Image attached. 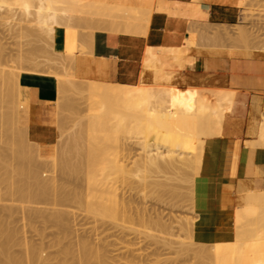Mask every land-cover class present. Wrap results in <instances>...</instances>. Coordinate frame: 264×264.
<instances>
[{
  "label": "rangeland",
  "instance_id": "1",
  "mask_svg": "<svg viewBox=\"0 0 264 264\" xmlns=\"http://www.w3.org/2000/svg\"><path fill=\"white\" fill-rule=\"evenodd\" d=\"M13 1H17V0H13ZM13 1H10V2H8V4L5 5V7L8 6L7 9L4 7L8 11V13H7V11H4V13L6 12L7 15L9 14V16L11 15V13L16 14L15 17H12L14 19H12L10 17L9 20H11V19L12 20L8 22L6 20L7 17H5L6 14L4 17L2 16L3 19L5 18V21L3 19H0V57H1L0 58V69L2 68L0 70V73H1L0 74V77H1V79H0V90H1L0 91V99H1V101H0V235H1L0 241H1V239L6 240V242H8V244L10 246L8 251L11 250V252H12V253L8 254L10 256H8L7 254L4 255L1 253L0 254V260H2V261L0 262V264L3 262V260L6 261V259H8V257H11V255H13L14 257L13 256L12 257L16 258V259H17V257L20 258V261L23 262L22 264H78V262L79 263L81 262V260L78 259L79 255L76 254L78 258L76 256H73L74 254L70 253L68 251V249L69 250L73 249V250L77 251V248H81L80 243H83L84 241H86L87 243L90 242V244L93 248L94 247L96 248L98 246L97 248L101 249L103 252L105 251L106 254H104V255L106 257L105 259H107V260H105L102 264H104V263H106V264H173V263L174 264H197V262H200L198 258H200L201 252H198V255H200L199 257L197 254L195 255V256H197L196 259H198V260H196L195 257L193 258L191 256L192 254L191 255L188 254V251H186V250H188V248H186V250L184 249V251H183L181 249H183L184 247L183 248H181V247L184 245L180 244L181 245V247H180V245L177 243V241H179L181 239H183L185 241L184 238H185V236H187V234H186L187 231H185L183 229V226L185 224H187L186 222L191 221L190 223H193V222L199 221V216H198L199 215L198 214L199 209L193 204L195 199L192 202V199H190V198L195 195L196 174H199L200 171L194 172L192 169H190V167H188L189 168L188 169L186 166L188 172H192V174L190 175V173H188V172H186V173H188V174H186L184 171L183 172L185 174H182V170H180V167H182L184 164L178 163L179 170L175 169V171H178L183 176L184 175H186V176L190 175L188 181H186L188 176L187 177L186 176L183 177L182 175L180 176V178H182V177H183V179L186 178V179H184L186 181L185 182V181H182L183 179L182 180L177 179V178H179L178 176L176 179H172L174 177V175L171 174L172 172H170V169H169L170 173L167 170L160 171V172L159 171L155 172L156 171L155 170L153 172V171H147L146 168L142 167L140 163H141V157H142L143 151L141 149V145L139 144V140H140L139 137L141 136V134L138 133V131H139L138 128L132 129V127L135 126L137 123L136 116L133 113H131V111L129 109H127L125 102L121 98L122 93L119 92L116 97H111V98L106 100V99L101 97L100 87L97 85H96L97 86L96 87L92 84L95 81V77L102 73L103 68L101 66H99L96 74H94V73L88 74V69L86 68V65H84V64H88V61L90 60L89 57H86L89 60L85 58L86 60L84 61V64H82L81 67H79V68L75 67V65L73 66V64H71L72 62L69 59H68V61H65V66L58 65L60 63V61H58L59 56L60 55L68 56L69 55V49L65 46L60 45V44L55 45L54 44L55 42L53 40L51 41L53 43V45L49 46L46 43L47 40H46V36H44L45 34H42L40 32L41 36L45 37L44 39L46 41L44 39H42V37L39 34V37H41V39H42L41 40L37 36V33L39 31V27L37 26V28H36V26H34L36 24L33 23V22H36L35 19L32 21V19H31L32 16H31V18H29V19L32 22L28 21L29 20L28 18H27L28 22L23 21V19L25 17L23 14L24 10L23 11L21 10V8H23V6L20 5L21 3L18 2L19 0L17 1V3L19 5L16 2L13 3ZM66 1H68V2L67 3L59 2L57 4L58 7L62 8V7L71 6V2L73 0H66ZM249 1L251 3L247 4ZM90 2L92 3V5H96V4L98 5L99 3H102V0H78V3H81V4L86 3V5H81L79 7V12H78L79 15H77L78 17L83 12L85 6H87L86 8H88V9H92L94 7V6L93 7L89 6ZM236 2L241 6V9H242L241 18L237 23H235V24H218V25H207V24L200 25L196 29V33H194V32L192 33L195 37H193V35H192V38H191L192 40H190L188 43H186L185 46H183V48L181 49L182 51L180 53L167 52L164 55L165 56L164 60H163L164 66L161 68L160 72L156 75V77H158V78L159 77L160 78H166L167 77V78L173 79L176 81L175 83L177 86H179L181 88H186V85L178 83L179 81L176 78V71L184 68V66L181 65L182 62L186 63V61H187V62L193 63L194 57L188 56V53L191 51V48H192L193 44L195 43L196 36L198 37V39L200 40V42L202 44V47L199 49V53H204L206 55H225V56H229V57H252L247 52H245V49H247V47L255 49V50H256V48H261V46L264 47V5H263L264 0L263 1L262 0H237ZM254 4H255V6H254ZM257 4L258 5L260 4L259 7ZM250 5H251V7H250ZM82 6H83V8H81ZM10 7H12L13 9H11ZM89 7H91V8H89ZM5 9H3V10H5ZM260 12H261V15H260ZM82 15H84V13L81 14V16H80L81 19L80 18L78 19L76 16V19L73 21V25H74L73 28L74 29H80L79 31H81V32L87 30V28H89V30H91V31H107V32H109V30H110L109 27L106 24H104L102 21L99 20L97 14H93L91 16L88 15L86 18H84V16H82ZM9 16H8V18H9ZM2 17H0V18H2ZM33 26H34V29H33ZM26 27H27V29H25ZM84 27L86 29H84ZM63 28L66 29L68 27L63 26ZM32 29L35 31L34 32L28 31V30H32ZM244 29H245V31H244ZM241 31L243 33V36H242ZM31 32H33L36 35H32ZM244 34H245V37H244ZM137 35H141V34H137ZM246 35H247V38H246ZM252 41H253V43H252ZM245 43H247V44H245ZM249 45H252V46H249ZM44 46H46V47H44ZM37 54L38 55L40 54V55L38 56ZM24 55H25V57H27V59L26 58L24 59ZM173 55H178V57L175 58ZM29 57H31V58H29ZM32 58H33V60H35V59H39V60H43V61L54 60L55 63L59 62L58 64L57 63L55 64L54 61H50L51 64L54 63V65H56L54 67V69L57 68V70L55 69L57 71L56 74H58V75L60 74L59 76L62 77L64 75L69 74V73L66 74L65 73L66 71L70 72L71 76H69V77L73 78L72 76H74V78H73V79H75L74 83H77V84H74L73 88L72 87L69 88L70 92L68 91V93H67L69 99L71 98L69 100L70 102L67 101V105L65 104L61 109L58 108L59 109L58 111H61L60 113L58 112L57 118H56L58 136L56 139V143H55V145L51 151V153H53V154L55 153L54 154L55 156L53 154H49L47 156L48 158L46 156L42 157L40 155V148L39 147L37 148L38 145L35 143H34L35 144V147H34L33 142L29 139V137L27 135V131L25 128H27L28 126L23 121V118H21V110L22 109L20 107V102H19V98H18V87H16V89H15L14 86L12 85V84H15V83H12L13 78H12V80H10V78L12 77V76L10 77L12 71H15V70L19 71V69H20V71L29 70V68H30L29 66H33V65H30V63L33 64V60H31ZM23 59H24V61H23ZM25 60H28V62ZM82 66H84V69H87V70H84ZM74 67L77 70L79 69L78 70L79 73H80V69H81L80 75H79V73H77V70L74 69ZM45 68H47V67L45 66ZM56 71H54V72H56ZM62 71H64V72L62 73ZM77 76H79V77H77ZM6 77H8V78H6ZM82 77H85L87 82ZM76 79H79V80H76ZM4 81L6 82V85H5ZM8 81L11 84H9V86L7 88V85L9 83ZM88 82H90V83L92 82L91 86H90V84L89 85L87 84ZM146 82H148V83L151 82L150 76L146 77ZM125 84H126V86H123V87L131 88V89H134L136 86H138V83H135V84L125 83ZM80 88H83V89H80ZM187 88L190 89V92H189V94H186V93L182 94L181 103H182V106H184L186 108L187 112H189V113L191 112V110L193 108H200L201 109L202 105H209L212 108H215L218 105L219 106L221 105L222 107H224L226 102H227V98H226V94L224 92H221V91L234 90L232 88H210V87L209 88H197V87H190V86H187ZM10 89H11V91H10ZM7 90H8V92H7ZM71 95H72V97H71ZM8 97H10V98H8ZM16 97L18 98V100L16 99ZM6 98L9 101V103L7 102ZM77 98H79V100H77ZM93 100L94 101L96 100V104H94L92 107L87 108L88 107L87 104L88 103L91 104L93 102ZM4 101H5V103H3ZM79 101L81 103H83V102L84 103L81 104ZM77 102H79L78 107L79 106L81 108L83 107L82 110L81 109L79 110L77 108ZM8 104H10V105H8ZM169 104H171V103H169ZM254 107L257 109L259 115H261V113L263 112V117H264V101H260V102L256 103ZM4 108H6V109H4ZM76 108L78 109V113H77V110H75ZM9 109H10L11 113H10ZM11 109H13V110H11ZM5 112L8 115L10 113V115L8 116ZM72 113H74V114H72ZM3 114H4V116H3ZM60 114H61V116H60ZM76 114H79V115L77 116ZM72 115L76 118V121ZM81 116L84 118V123H83V121H81V118H82ZM79 117H80V119H79ZM91 119H97L99 122V125H100L97 138L94 140V142H98V147H99V149H97L98 148L97 146H96L97 148L95 147L99 151L98 161H97L96 165L93 166L92 169H90V174H89V177L91 178L92 186L94 187V195H95V197H97L95 199L99 202H103V203L109 204V205H116V204L122 203V202H127L128 204H130L131 205L130 207L132 210L128 213L129 215H131V218H129L131 220H128L129 222H125L123 216L120 213H119L120 215L118 214L119 215L118 217H110V216L104 215L102 213L101 214H94L93 212H91L89 210L86 211L87 205L84 202L85 197L82 199L83 195L85 194V190H86L85 189L86 188V182H85L86 179L84 178V181H83V177L86 175V174H84V172H86L85 171V168H86L85 163L87 162V160L89 158L87 154H89V152L91 150V142L89 141V139H87V137H88L86 134L87 128L85 126L88 125L87 120H91ZM206 119H207V116H204L203 122H205ZM12 120L15 123L12 122ZM80 121H81V123H80ZM77 122H79L80 124ZM103 123H105V125L102 126ZM60 124H61V126H60ZM82 124H83L84 129L82 127ZM75 125L76 126L79 125L81 127H79V126L76 127ZM216 127L221 128L222 124L218 123ZM76 128H78V130ZM151 129L153 130V134L150 136L151 139L154 140L156 137H161L163 139H165V138L167 139L166 133L159 131L155 127H151ZM10 130L12 132H10ZM77 131H78V133H77ZM13 133H15V134H13ZM22 134H24V135H22ZM71 134L72 135L75 134L73 136L74 137L76 136L78 138L75 137L76 140H73L74 137ZM78 134L79 135L81 134V135L79 136ZM82 134L85 136H83ZM204 134L212 136L211 132L206 131V130H205ZM67 135H68V137H67ZM23 136H25V137H23ZM81 136L84 138H81ZM65 137H67V138H65ZM255 137H256V135H255ZM187 138H189V140H191V142L194 141L193 147L199 146V142L197 141L196 138H194L193 140L190 137H187ZM62 139H63V141H62ZM77 139H79L81 142ZM185 139H184V141H185ZM22 140H24V141L22 142ZM87 140L89 142H87ZM69 141H71V142H69ZM74 142H75V144H73ZM79 142H80V144H79ZM154 142L155 141H153V143ZM189 142H187V143H189ZM23 143L26 145H24ZM68 143H70V144H68ZM76 143H78V145ZM182 143H183V140H182ZM185 143H186V141H185ZM61 144H63V146ZM70 145H71V147H70L71 151L69 149V152H68L66 148H68ZM190 145L188 144V146H187V147H189V149H190ZM74 146H75V148H73ZM87 146H88V148H87ZM8 147L9 148L11 147V148L9 149ZM187 147L186 148L184 147V150H186ZM191 147H192V145H191ZM63 148L65 151L63 150ZM25 149H26V151H25ZM27 149H29V150H27ZM182 149H183V147H182ZM76 150L77 151L81 150V151L75 152ZM82 150H84V151H82ZM188 150H186V151H188ZM191 150H192V148H191ZM62 151H64L63 152L64 155L61 154ZM186 151L182 150L183 156H185V157L188 156L187 154H184ZM193 151H191V153ZM65 152L66 153L68 152V154H66ZM188 152L190 153V151H188ZM188 152H186V153H188ZM79 153H81V154H79ZM25 155H26V157H28V159H26ZM43 155H45V154H43ZM51 155H53L54 158L49 157ZM75 156L77 159L75 158ZM21 157H23V158H21ZM62 157H64V158H62ZM49 158H51L50 160H53V161H50ZM58 158L59 159L62 158V159L59 161ZM69 158H71V159H69ZM21 159L22 160L24 159L23 160L24 162ZM30 159H31L32 163L30 162ZM68 159L71 162H69ZM77 160H80V163H78ZM34 161H35V163H34ZM81 161L83 162V164H81ZM25 162H27V163L25 164ZM41 162H43L44 165ZM67 162H69V163H67ZM72 162L75 164L74 165L75 167H73ZM47 163L50 165L51 170H50L49 165H47ZM51 163H53V164H51ZM32 164H34V165H32ZM58 164H60V165H58ZM76 164L79 165L78 167L81 166L84 168L83 169L79 168V169H81L79 171L78 168L76 167ZM181 164H182V166L179 167V165H181ZM51 165H54V166H51ZM22 166H24V167H22ZM31 167L32 168L34 167V169L36 168L33 171L36 172V174H38L39 178L37 177V175H34L35 173L33 171L30 172V170H32ZM44 167H45V169H44ZM65 167L68 169H65ZM72 167H73V169H72ZM139 167H141L143 170V173L147 174V176H148V178H147L148 180L146 182H144V183H146V184H144L146 186H144V185L141 186L142 183H140L138 178L133 176V174L128 175L124 172L125 169L126 170H131V169L137 170ZM75 169H77V171H76L77 173L80 172V173H78L79 175L74 172ZM183 169H184V167H183ZM40 170H42V171H40ZM47 171L49 172L48 176H47V173L42 174L43 172L45 173ZM166 171L168 173H166ZM32 172L34 175V176L32 175L33 177L31 176ZM162 172H164V173H162ZM178 172H175V173L177 174ZM59 173L62 176L63 175H65V176L62 178V176ZM67 174H69V175L71 174V175L67 176ZM74 174H76L77 176L75 175L76 176L75 177ZM40 175H42V176H40ZM26 176H27V178H26ZM71 176H72V178H70ZM60 177L62 179H60ZM66 177H68L67 178L68 180H66ZM168 177H170V178L168 179ZM190 177H191V179H190ZM30 178H32V179H30ZM40 178L42 180L41 182H40ZM5 179H6V182H8V185L4 181ZM46 179H48V181ZM69 179H70V181H69ZM30 180H34V181L32 182ZM35 180L37 183L35 182ZM51 180H53V181H51ZM81 180H82V182H81ZM55 181H56V183H54ZM68 181L70 183L67 184L66 182H68ZM71 181H73V182H71ZM157 181H158V183H157ZM47 182H49V185L47 184ZM60 182H61V184H59ZM150 182H151V184H150ZM159 182H161L162 185H165V183H166L167 186H162ZM32 183H34V185L36 183V185L34 186ZM63 183H64V185H63ZM75 183H76V186H75ZM155 183H157L158 186H155ZM38 184L39 185L41 184L40 187H42V188L38 187L39 186ZM58 184H59V186H58ZM72 184L76 188L74 186H72ZM31 185H33L32 188H31ZM55 185H56V187H55ZM67 185H68V187H67ZM25 186H26V188H25ZM44 186L46 187L47 192H45V190H43V189H45ZM63 186H65V187H63ZM47 187L49 189H47ZM60 187L63 191L61 189L58 191V188H60ZM73 187L75 190H73ZM157 187H161V188L157 189ZM56 188H57V191H56ZM67 188L70 189L69 190L70 193L68 192ZM53 190H55L56 192L55 191L53 192ZM78 191H79V194H77V195L78 196L80 195L79 198H81L82 200L78 199L76 197V193H78ZM9 192H10V194H8ZM12 192H14V193H12ZM44 192L46 193V195ZM58 192H60V193L57 197ZM38 193H40V195H37ZM42 193H44V194H42ZM61 193H63V194H61ZM66 193L68 195V198H66L67 197ZM47 194H49V196ZM44 195H45V197H44ZM60 196H61V198H60ZM63 196H65V197H63ZM48 198H50V199H48ZM57 198H59V200H61L59 203H58L59 200L57 201ZM69 199L70 200L72 199L71 201L74 200L76 203L74 201L73 202L70 201L71 202V205H70ZM62 200H64L65 202ZM66 200H68V201H66ZM66 202H67V206H65ZM14 209H15V211H14ZM62 210H63V212H60ZM65 210L68 211L67 216H65L66 220H65V218H62V217H64L63 215H66ZM55 211H56V213H55ZM72 211H73V214L71 213ZM58 212L63 213V215L59 214ZM59 215H61L62 217H59ZM12 217H13V219H12ZM16 217H18V218H16ZM85 218H86V221H85ZM14 219H15V221H14ZM78 219H79V221H76ZM153 219H154V221H153ZM3 220H5L4 221L5 223L3 222ZM61 221H63V222H61ZM149 221L150 222L152 221L153 223H151V225H150ZM1 222H2V224H1ZM160 223L162 224V226H160L161 225ZM3 224L6 227L3 226ZM147 224H149V225H147ZM164 225H166V227H167V228H165V230H164ZM150 226H152V227H150ZM171 226H172V228H171ZM160 229H162V230H160ZM10 230H11V232H10ZM168 230H171V232H169ZM4 232H6V233H4ZM146 233H151V234H154L155 236L153 235L154 237L150 236L147 238V236H149V235H146ZM81 234L83 237L81 236ZM8 235L11 237H8ZM6 236H7V239L5 238ZM167 238L169 240L171 238V240L176 241V244H175V242L171 243L172 246L170 244H167L165 242V239H167ZM83 239H85V240H83ZM155 239H157L159 242ZM186 241H190V239L187 238ZM196 241H199V240L195 239V242ZM3 242H5V241H3ZM231 242L233 245L232 244H230V245H231V247H233L234 246V239H221V240H214V241L213 240H205V244H204L205 246L204 245L203 246H204V249H206V248L209 249V247H211L212 250L213 249L215 250V248H212V246L213 247L216 246V249L222 248V246H223L222 243H223L224 244L223 247L229 248L227 246ZM196 243H198V242H196ZM225 243H227V245ZM195 244H193L194 246H192L190 244L192 246V248H190L191 251L190 250L189 251L190 252L193 251L192 252L193 254H195V252L197 253V251L192 250L193 247L197 246V249L199 248V250H202V249H200L201 245H199V244L195 245ZM206 244H208V245H206ZM215 244H217V245H215ZM234 248H236V245ZM175 250H177V252ZM195 250H196V248H195ZM228 250H230V249H228ZM234 251L232 252V254H230L231 252L228 253V255H230V256L228 258L227 263H229V264L231 261H233V260L229 261L230 258H232V259L235 258V255L240 251L238 253V255H236L239 257V255H242L241 251L243 252V250H241V249L239 251L236 250L235 253H234ZM183 252H185V253L182 254ZM32 254L34 257V261L32 260ZM35 254H37L36 255L37 259L34 256ZM1 256H2V258H1ZM3 256H5V257L7 256V257L3 258ZM28 257H30V258H28ZM23 258H24L25 262H24V260H22ZM177 258H178V260H177ZM30 259L33 262H31ZM157 260H159V263ZM192 260H193V262H192ZM201 260H203V259H201ZM220 261H221V264H224V263H222V260H219V262ZM28 262H30V263H28ZM96 262H98V260L94 259V260H91L89 263L90 264H96ZM201 262H200V264H201ZM204 262H206V261L203 260L202 264H211V263H207V262L204 263ZM89 263H87V264H89ZM259 263L263 264L262 261H259ZM213 264H217V262H214ZM231 264H232V262H231Z\"/></svg>",
  "mask_w": 264,
  "mask_h": 264
},
{
  "label": "bare ground",
  "instance_id": "2",
  "mask_svg": "<svg viewBox=\"0 0 264 264\" xmlns=\"http://www.w3.org/2000/svg\"><path fill=\"white\" fill-rule=\"evenodd\" d=\"M10 1H13V0H0V17H2V16L4 17L5 16L6 12L4 13V11H7L6 9L8 8V6L5 7V5L8 4V2H10ZM17 1H13V3L14 2L17 3ZM132 1H134V0H132ZM138 1L141 2V0H138ZM138 1H136V2L138 3ZM18 2H20L21 3L20 5L23 6V8H21V10L22 11L24 10V13L23 12L22 13L26 17L25 18L23 16L24 17L23 21H27L29 18H31V16H32V18H31L32 21L35 19L36 22H33V23L36 24V25H34V26H36V28H37V26L39 27V31L37 33V36L38 37H39V34L41 36V33L42 34H45L44 36H46V40H47L46 43L49 46L50 45H53V43L51 42L53 40L55 42L54 43L55 45L60 44V45L65 46V47H67L69 49V55L68 56H65V55H60L61 57L59 56V60L58 61H60V63L58 62L59 63L58 64L56 62L58 65L65 66V61H68V59H69L72 62L71 64H73V66L75 65V67L79 68V67H81L82 64H84V61L86 59H88L86 57H89L90 60L88 59L89 60L88 61V64H84V65H86V68L88 69V74H91V73L96 74L97 71H98V67L99 66H101L103 68L102 73L95 77L94 83L91 82L94 86L97 85V86L100 87L101 97L107 100V99H109L111 97H116L119 92L122 93L121 94V96H122L121 98L125 102V105H126L127 109H129L131 111V113H133L136 116L137 123H136L135 126L132 127V129L138 128L139 129L138 133L141 134V136L139 137V139H140L139 140V144L141 145V149L143 151V154H142V157H141V163H140L142 167L146 168L147 171H153V172L155 170H156L155 172H157V171L160 172V171H164V170H167L169 172V169H170V172H172L171 174H173L174 177L176 176L175 178L173 177L172 179H176L177 176H178L179 178H177V179H179V180H182L183 177L186 176V175L183 176L182 174H185L186 172H188V170H187L188 167H190V169H192L194 172L200 171V173H201V170H202V167H203V161H204L205 146H206L207 141L209 139L213 138V137H216V136H219V135H222L223 134V131H224V128H225L224 127L225 126V123H227L229 121V115L234 112L235 104H236V96H237V90L236 89L229 90V91H225V90L224 91H221V92H224L226 94V98H227V102H226V104H225L224 107H222L221 105L220 106L218 105L215 108H212L209 105H202L201 106V109L200 108H193L190 113L187 112L186 108L184 106H182L181 97H182V94H185V93L186 94H189L190 89H188L187 87L186 88H181V87L177 86L176 83H175L176 81L173 80V79H170V78H167V77L166 78H160V77L158 78V77H156V75L160 72L161 68L164 66V64H163V62H164L163 60H164V57H165L164 55L167 52L180 53L182 51L181 49L183 47H181V48H177V47H175V48H173V47L172 48L171 47H157V48L156 47H147L148 48V49L146 48L147 49L146 50L147 51L146 52L147 54L144 57L145 59H143L144 72L141 75V78H139L140 80L138 82V86H136L134 89L127 88V87H123V86H126L125 83L113 82V81L109 80V78L107 76V72H106V65L104 63H102L99 59H97L95 57V55H94V46H95V43H96L95 42V39H96V33H97V31H91V30H89V28H87V30L81 32V31H79L80 29H74L73 28L74 27L73 21L76 19V16L79 15L78 14L79 7L81 5H86V3L81 4V3H78V0H73L71 2V6L59 8L58 5H57L59 2L67 3L68 1H66V0H19ZM249 3H251V2L249 1L247 4H249ZM259 5H258V7H259ZM89 6H91V7L94 6V7L92 9H88V8H86L87 6H85L83 12L81 11L82 12L81 14L84 13V15H82V16H84V18H86L88 15L91 16L93 14H97L99 20L102 21L104 24H106L109 27V29H110L109 32L128 33V34H132V35H137V34L147 35L148 34L149 29H150V25H151V21H152V17H153V14H154V9H155L153 7L152 0H142V3H140V4L138 3V5H134L132 2H130V0L129 1H123V0H102V3H99L98 5L97 4L96 5H92V3L90 2L89 3ZM254 6H255V4H254ZM91 7H89V8H91ZM250 7H251V5H250ZM10 8L13 9L12 7H10ZM81 8H83V6ZM3 9H5V10H3ZM7 13H8V11H7ZM13 14L14 13H11L10 16H9V14L8 15L6 14L5 17H7L6 20L8 22L11 21L12 19H14L12 17H15L16 14H14V15ZM81 14H80V16H81ZM260 15H261V12H260ZM8 16H9V18H8ZM80 16L79 17L77 16V18L79 19ZM3 17L0 18V19H3ZM10 17L12 18L11 20H9ZM3 20L5 21V18ZM28 21L32 22L30 19ZM34 26H33V29H34ZM63 26H66L68 28L64 29ZM25 29H27V27ZM33 29L32 30H28V31H33L34 32L35 30H33ZM84 29H86V28L84 27ZM244 31H245V29H244ZM33 32H31L32 35H36ZM241 33H242V31H241ZM192 35L193 34H191V37L188 40L184 41L185 42L184 46L186 45V43H188L190 40H192L191 39L192 38ZM44 36H41L42 39L45 38ZM242 36H243V33H242ZM41 37H39V38L41 39ZM193 37H195V36L193 35ZM244 37H245V34H244ZM246 38H247V35H246ZM252 43H253V41H252ZM245 44H247V43H245ZM249 46H252V45H249ZM44 47H46V46H44ZM245 52H247L252 57H264V47H262V46H261V48H256V50L247 47V49H245ZM173 56L175 58L178 57V55H173ZM25 58L27 59V57H25V55H24V59ZM29 58H31V57H29ZM24 59H23V61H24ZM31 60H33V58ZM25 61L28 62V60H25ZM50 61H54V60H46V61H43V60L35 59V60H33V64L30 63V65H33V66H29L30 67L29 70L20 71V69H19V71H16L14 69L15 71H12L11 72L10 77L11 76L12 77L11 78L9 77V78H10V80H12V78H13L12 83H15V84H12V85L14 86L15 89H16V87H18V98H19V102H20V107L22 109L21 110V118H23V115H27L29 113V106H30L29 98H28V95L26 94V89L23 88V87H21L20 82H19V78H20L21 74L23 72H26V71L27 72H31V73H39V74H47V75H53V76H55L58 79V82H59V88H58L59 89V94H58L59 95V98H58V100H56L57 101V103H56L57 104V107L59 109H61L65 104L67 105V101L70 102L69 100L71 98L69 99L67 93H68V91L70 92L69 88H71V87L73 88L74 87V84H77V83H74L75 82L74 81L75 79H73L74 76H72L73 78L69 77V76H71V74H70V72H67L66 71L65 73L66 74L69 73V74H67V75H64L63 74L64 76L60 77L59 76L60 74L59 75L56 74L57 73V71H56L57 68H55L56 70L54 69V67L56 66V65H54L55 61H54L53 64H51ZM187 64H192V62H187V61H186V63L185 62L184 63L182 62L181 65L185 67ZM45 66L47 68H45ZM75 67H74V69H76ZM82 67L84 69V66H82ZM87 69H84V70H87ZM78 70H77V73H79ZM54 71H56V72H54ZM63 72L64 71H62V73ZM80 73H81V69H80ZM80 73H79V75H80ZM148 76H150V78H151V82H149V83L146 82V77H148ZM77 77H79V76H77ZM6 78H8V77H6ZM82 78L85 79V77H82ZM0 79H1V77H0ZM76 80H79V79H76ZM85 81L87 82L86 79H85ZM10 82L8 83L7 88L9 86V84H11ZM4 83L6 85V82L5 81H4ZM91 83L88 82L87 84L88 85L90 84V86H91ZM80 89H83V88H80ZM10 91H11V89H10ZM7 92H8V90H7ZM71 97H72V95H71ZM8 98H10V97H8ZM6 100H7V98H6ZM77 100H79V98H77ZM0 101H1V99H0ZM7 102L9 103L8 100H7ZM79 102H77V108L79 110L80 109L82 110L83 107L82 108L80 106L78 107V103ZM3 103H5V101ZM83 103H81V104H83ZM169 103H171V104H169ZM94 104H96V100L95 101L93 100V102L91 104L88 103L87 104V106H88L87 108L92 107ZM8 105H10V104H8ZM34 108H33V111H34ZM77 108L75 110H77V113H78V109ZM4 109H6V108H4ZM11 110H13V109H11ZM9 111H10V109H9ZM58 112L60 113L61 111H58ZM10 113H11V111H10ZM10 113H9V115H10ZM4 114H3V116H4ZM72 114H74V113H72ZM33 115H34V113H33ZM76 115L78 116L79 114H76ZM60 116H61V114H60ZM204 116H207V119H206L205 122H203V117ZM73 118L76 121V118L74 116H73ZM79 119H80V117H79ZM81 121H83V123H84V118L83 117L81 118ZM81 121H80V123H81ZM87 121H88V125H86L85 127L87 128V130H86V134L88 136L87 139H89V141L91 142V150H90L89 154L86 153L89 158L87 157L88 160L85 163L86 164V168H85V171L86 172H84V174H86L85 175L86 177L83 175L84 176L83 177V181H84V178L86 179L85 180V182H86V188L85 189L86 190H85V194L82 192L84 194L83 197H82V199L85 197L84 198V202L87 205V210L86 211L89 210V211L93 212L94 214H101L102 213V214L107 215V216H110V217H118L121 214L123 216V218H124V221L125 222H129L128 220H131V219H129V218H131V215H129L128 213L132 210L131 207H130L131 206L130 204H128L127 202H122V203H118L116 205H109V204H105L103 202H99V201H97L95 199L97 197H95V195H94V187L92 186L91 178L89 177V174H90V169H92L93 166H95L96 163H97V161H98L99 151L97 149H99V147H98V142H94V140L97 138L98 130H99L100 125H99V122H98L97 119H91V120H87ZM12 122H14V121L12 120ZM77 123H79V122H77ZM218 123H221L222 124V127L221 128H217L216 127ZM103 125H105V123H103L102 126ZM60 126H61V124H60ZM77 126H79V125H77ZM79 127H81V126H79ZM82 127H83V124H82ZM151 127H155L159 131H161L163 133H166L167 134V139L166 138L163 139L161 137H156L154 140L151 139L150 136L153 134V130L151 129ZM25 129H27V128H25ZM76 129L78 130V128H76ZM83 129H84V127H83ZM205 130L211 132L212 136L204 134ZM10 132H12V131L10 130ZM253 132L256 135L255 139H253V140H247V143L248 144H253V145L264 146V117H263V112L261 113V115L257 114L254 117ZM15 133H13V134H15ZM77 133H78V131H77ZM232 133H233V131H232ZM22 135H24V134H22ZM73 135H75V134H73ZM83 136H85V135H83ZM225 136H227V135H225ZM23 137H25V136H23ZM67 137H68V135H67ZM67 137H65V138H67ZM75 137L73 138V140H76ZM187 137H190L192 140L194 138H196L197 141L199 142V146H194L193 147V142L194 141L191 142V140H189V138H187ZM76 138H78V137H76ZM81 138H84V137L81 136ZM183 138L184 139L186 138L185 139L186 143H185V141H184ZM79 139H77V140H79ZM182 140H183V143H182ZM23 141L24 140H22V142ZM62 141H63V139H62ZM89 141L87 140V142H89ZM153 141H155V142L153 143ZM69 142H71V141H69ZM80 142H79V144H80ZM187 142H189V143H187ZM33 144H34V142H33ZM35 144H37V141H36ZM35 144H34V147H35ZM68 144H70V143H68ZM73 144H75V142ZM76 144L78 145V143H76ZM188 144L189 145L190 144L192 145V147L190 145V149H189V147H187ZM24 145H26V144H24ZM38 145H39V143H38ZM61 145L63 146V144H61ZM75 146L73 148H75ZM38 147L39 146H37V148ZM70 147H71V145L68 148H66L68 152H69ZM182 147H183V149H182ZM184 147L185 148L187 147L186 150L189 149L188 151H190V153L188 151L184 150ZM87 148H88V146H87ZM191 148H192V150H191ZM181 149L183 151L188 152V153H186V152L184 153V154H187L188 156H186V157L183 156V152H182ZM27 150H29V149H27ZM63 150H64V148H63ZM25 151H26V149H25ZM64 151H62V153H61L62 155H64L63 154ZM70 151H71V149H70ZM78 151L80 152L81 150H78ZM78 151L76 150L75 152H78ZM82 151H84V150H82ZM191 151H193V152L191 153ZM68 152L67 153L65 152V153L68 154ZM50 154H53V153H50ZM79 154H81V153H79ZM40 155L42 157H44V156L47 157L49 154L48 155H43L42 151L40 150ZM53 155H51L49 157L54 158L55 155L54 156ZM25 157H26V155H25ZM21 158H23V157H21ZM51 158H49V160ZM62 158H64V157H62ZM71 158H69V159H71ZM75 158H76V156H75ZM26 159H28V157H26ZM61 159L58 158L59 161ZM69 159H68V161H69ZM50 161H53V160H50ZM77 161H78V163H80V160H77ZM30 162H31V159H30ZM69 162H71V161H69ZM69 162H67V163H69ZM26 163L27 162H25V164ZM34 163H35V161H34ZM41 163H43V162H41ZM53 163H51V164H53ZM178 163L184 164L183 166H182V164L179 165V167L182 166V167H180V170H182V174H180L178 171H175V169L179 170ZM60 164H58V165H60ZM81 164H83L82 161H81ZM32 165H34V164H32ZM43 165H44V163H43ZM47 165H49V164L47 163ZM72 165H73V167H75L74 166L75 165L74 163ZM51 166H54V165H51ZM78 166L79 165L76 164V167L78 168L79 171L84 168V167H81V166L78 167ZM186 166H187V168H186ZM22 167H24V166H22ZM49 167H50V165H49ZM73 167H72V169H73ZM183 167H184V169H183ZM79 168H81V169H79ZM35 169L33 167L32 170H30V172L33 171V170H35ZM44 169H45V167H44ZM65 169H68V168L65 167ZM42 170H40V171H42ZM50 170H51V167H50ZM76 171H77V169H75V171H74L76 174L80 173V172L77 173ZM167 171H166V173H168ZM33 172L31 174V176L33 175ZM124 172L126 174H128V175L129 174L130 175L133 174V176H135L136 178H138L139 182L142 183L141 186L144 185V184H146L144 182H146L148 180L147 179L148 178L147 174H144L143 173V170H142L141 167H139L137 170H133V169L126 170L125 169ZM175 172H178L177 173L178 175ZM34 173H35L34 175H37V177H38V174H36V172H34ZM46 173H47V176H48V173H49L48 171L45 172V173L43 172L42 174H46ZM162 173H164V172H162ZM188 173H190V175L192 174V172H188ZM188 173H186V174H188ZM200 173L199 174H196V178H197L198 175H200ZM76 174H74V176ZM68 175L69 174H67V176ZM181 175L183 176L182 178H180ZM190 175H187L188 176V177L186 176L187 179L186 178H184V179H186V181H188ZM40 176H42V175H40ZM64 176L65 175H63L62 178ZM26 178H27V176H26ZM41 178H40V182L42 181ZM62 178L60 177V179H62ZM67 178L68 177H66V180H68ZM70 178H72V176ZM169 178L170 177H168V179ZM30 179H32V178H30ZM48 179H46V180L48 181ZM184 179L182 181H185ZM190 179H191V177H190ZM53 180H51V181H53ZM4 181L6 182V179ZM30 181L33 182L34 180H30ZM69 181H70V179H69ZM69 181L66 182V183L67 184L70 183ZM35 182H36V180H35ZM71 182H73V181H71ZM81 182H82V180H81ZM161 182H159V183L161 184ZM6 183L8 185V182H6ZM36 183H35V185H36ZM54 183H56V181ZM157 183H158V181H157ZM157 183H155V186H158ZM32 184L34 185V183H32ZM47 184L49 185V182H47ZM59 184H61V182ZM59 184H58V186H59ZM150 184H151V182H150ZM33 185H31V188H32ZM40 185L38 187H40ZM63 185H64V183H63ZM26 186H25V188H26ZM72 186H74V185L72 184ZM75 186H76V183H75ZM144 186H146V185H144ZM162 186H167V185L165 183V185H162ZM48 187H47V189L50 188V187L49 188ZM55 187H56V185H55ZM63 187H65V186H63ZM67 187H68V185H67ZM74 187H73V190H75ZM40 188H42V187H40ZM158 188H161V187H157V189ZM60 189H61V187L58 188V191ZM43 190H45V192H47L46 191V187ZM69 190L70 189H68V192L70 193ZM54 191L55 190H53V192ZM56 191H57V188H56ZM12 193H14V192H12ZM40 193H38L37 195H40ZM44 193H42V194H44ZM59 193L60 192H58L57 197H58ZM8 194H10V192ZM61 194H63V193H61ZM77 194H79V191H78V193H76V197L78 199H81V198H79L80 195L78 196ZM45 195H46V193H45ZM45 195H44V197H45ZM47 195L49 196V194H47ZM66 196H67L66 198H68L67 193H66ZM63 197H65V196H63ZM60 198H61V196H60ZM48 199H50V198H48ZM190 199H192V202H193L194 199H195V195L192 196ZM58 200H59V198H57V201ZM64 200H62V201H64ZM71 200L69 199V202ZM60 201L61 200H59L58 203ZM66 201H68V200H66ZM73 201H71V202H73ZM71 202H70V205H71ZM193 204L195 205V201H194ZM65 206H67V202H66V205ZM14 211H15V209H14ZM60 212H63V210L60 211ZM65 212H66V215H63V213H59L58 212L59 214H61V215L64 216V217H62L61 215H59V217L65 218V216H67V212L68 211L65 210ZM55 213H56V211H55ZM71 213L73 214V211ZM198 214H199L198 215L199 216V221L193 222V223H190L191 221H189V222L188 221L187 222L185 221L187 224H185V225L183 224L184 226L182 225L183 226V229L185 231H187L186 232L187 236H185V238H184L185 241L183 239L177 241V243L179 245L180 244L181 245H184L182 247L180 245L181 248L184 247L181 250L184 251V249L186 250V248H188V250H186V251H188V254H190V255L192 254L191 256L193 258L195 257V259L197 258V256H195V255L196 254L198 255V252H201L200 253L201 256L198 255V257L200 256V258L203 259L204 261H206L207 263L213 264L214 262H217V264L218 263L221 264V261L219 262V260H222V263L229 264V263H227L228 262V258L230 256V255H228V253L231 252L230 254H232V252L234 250H235L234 251V253H235L236 250L239 251L241 249V250H243V252L241 251L242 255H239V257L236 256L240 252L239 251L235 255V258H233V259L230 258L229 259V261L230 260H233V261H231L232 264L233 263L234 264H257V263L260 264L259 261H262V263L264 264V186L263 185L256 184L254 186H251V185L245 184V185L241 186L240 189H239V200H238V204L233 209H229V210H202V209H199V213ZM16 218H18V217H16ZM12 219H13V217H12ZM65 220H66V218H65ZM4 221L5 220H3V222ZM14 221H15V219H14ZM76 221H79V219L76 220ZM85 221H86V218H85ZM153 221H154V219H153ZM61 222H63V221H61ZM151 223H153V222L151 221L150 222V225H151ZM1 224H2V222H1ZM147 225H149V224H147ZM166 225H164V230H165V228H167ZM3 226H5V225L3 224ZM160 226H162V224ZM150 227H152V226H150ZM171 228H172V226H171ZM160 230H162V229H160ZM168 231L171 232V230H168ZM10 232H11V230H10ZM4 233H6V232H4ZM146 235H149V236H147V238L150 237V236L151 237H154L155 236L154 234H151V233H146ZM81 236H82V234H81ZM8 237H11V236L8 235ZM186 237L188 239H190V241H186V239H187ZM5 238L7 239V236ZM195 239H198L201 243L199 241H196V242H198V243H196L195 242ZM221 239H234V246L231 247V245H230V244H232V242H231L227 246L229 248L223 247L224 244L222 243V245H223L222 248H218L217 247L218 249H216V246L215 245H217V244H215L214 245L215 247H213L211 245L212 248H215V250L214 249L212 250L211 247H209V246H208L209 249H207V248L204 249L205 240H213L214 241V240H221ZM83 240H85V239H83ZM155 240H157V239H155ZM1 241H0V254L2 253L4 255H6V254L8 255L9 253H12L11 250L8 251L9 250V247H10L9 244H8V242H6V240H2V239H1ZM3 241H5V242H3ZM165 242L167 244H170V245H171V243H174V242L176 244V241L171 240V238H170V240L168 238L165 239ZM88 243L86 241H84L83 243H80V245H81L80 247L81 248H77V251L76 250H73V249H71V250L68 249V251L70 253H73L74 254L73 256H76L77 257V255H79V258L78 257L77 258L79 260H81L82 263L81 262L80 263L78 262V264H87L91 260H94V259L95 260H98V262H96V264H102L105 260H107V259H105L106 257L104 255V254H106L105 251L103 252L101 249L97 248L98 246L96 248L95 247L93 248L91 246L90 242H88ZM195 243L196 244H199L200 243L199 244V245H201L200 246L201 247L200 249H202V250H199V248L197 249V246L196 247H193L192 250L197 251V253L195 252V254H193L192 253L193 251L190 252L191 251L190 248H192V246H194L193 244H195ZM188 244L189 245L191 244L192 246L191 245L189 246ZM225 244L227 245V243H225ZM206 245H208V244H206ZM235 245H236V248H234ZM195 248H196V250H195ZM228 249H230V250H228ZM175 251L177 252V250H175ZM185 252H183L182 254H184ZM36 255L37 254H35L34 256L36 257ZM8 256H10V255H8ZM12 256L13 255H11V257H8V259H6V261L3 260V262L1 264H22L23 263L22 261H20V258L17 257V259H16V258H13L14 256L13 257ZM4 257L5 256H3V258ZM1 258H2V256H1ZM28 258H30V257H28ZM200 258H198V259H199L200 262L202 261L201 262V264H202L203 263V260H201ZM36 259H37V257H36ZM198 259H196V260H198ZM22 260H24V258ZM32 260L34 261L33 254H32ZM159 260H157L158 263H159ZM177 260H178V258H177ZM1 261L2 260H0V262ZM30 261H31V259H30ZM33 261H31V262H33ZM24 262H25V260H24ZM192 262H193V260H192ZM200 262H197V264H200ZM206 262H204V263H206ZM231 262H230V264H231ZM28 263H30V262H28ZM104 264H106V263H104Z\"/></svg>",
  "mask_w": 264,
  "mask_h": 264
},
{
  "label": "crops",
  "instance_id": "3",
  "mask_svg": "<svg viewBox=\"0 0 264 264\" xmlns=\"http://www.w3.org/2000/svg\"><path fill=\"white\" fill-rule=\"evenodd\" d=\"M136 1L130 0L134 5L142 3ZM236 1L152 0L155 9L147 35L97 31L94 55L106 65L109 80L138 83L147 47L181 48L200 25L237 23L242 9ZM201 47L196 36L188 53L194 57L193 63L176 71L179 83L186 87L232 88L237 96L223 134L206 143L203 167L195 182V205L202 210H229L238 204L241 186H264V146L247 143L255 139L253 123L258 111L254 106L264 101V57L206 55L199 53ZM19 82L30 103L29 113L23 115L27 135L48 155L58 136V79L23 72Z\"/></svg>",
  "mask_w": 264,
  "mask_h": 264
}]
</instances>
